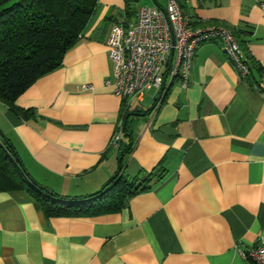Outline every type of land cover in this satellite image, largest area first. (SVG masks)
<instances>
[{
    "label": "crops",
    "instance_id": "obj_1",
    "mask_svg": "<svg viewBox=\"0 0 264 264\" xmlns=\"http://www.w3.org/2000/svg\"><path fill=\"white\" fill-rule=\"evenodd\" d=\"M177 1L192 25L234 28L250 73L242 78L218 41L202 42L186 86L174 78L160 99L153 89L130 100L121 127L123 100L104 85L106 42L112 24L130 28L136 15L125 0H97L61 65L15 100L28 117L0 102V145L12 146L39 197L78 207L95 204L82 198L120 165L137 183L156 166L164 176L115 211L78 216L46 215L27 191H1L0 264H248L264 240V0Z\"/></svg>",
    "mask_w": 264,
    "mask_h": 264
},
{
    "label": "trees",
    "instance_id": "obj_2",
    "mask_svg": "<svg viewBox=\"0 0 264 264\" xmlns=\"http://www.w3.org/2000/svg\"><path fill=\"white\" fill-rule=\"evenodd\" d=\"M125 1L126 13L135 12L136 15L139 0ZM96 3L97 0H0V102L9 110L20 118L28 117L29 109L18 107L15 100L37 78L61 65L66 52L78 41ZM231 30L235 36V29ZM250 70L249 67V73ZM122 100L121 127L129 105L126 99ZM143 174L138 183V177L129 180L120 165L115 176L103 188L82 198L97 202L78 207L66 204L64 199L52 198L53 193L39 197L42 189L25 171L12 146L9 143L0 145V192L25 190L39 201L46 215L78 216L115 211L130 195L149 188L151 183L164 176L158 166ZM247 260L248 264H257L250 257Z\"/></svg>",
    "mask_w": 264,
    "mask_h": 264
},
{
    "label": "built area",
    "instance_id": "obj_3",
    "mask_svg": "<svg viewBox=\"0 0 264 264\" xmlns=\"http://www.w3.org/2000/svg\"><path fill=\"white\" fill-rule=\"evenodd\" d=\"M264 9V3L260 4ZM216 40L239 75L249 74L243 49L231 28L221 24L192 25L183 15L177 0H167L164 8L140 5L134 24L125 28L121 23L112 24L107 38V53L112 64V78L104 85L129 103L147 90L154 89L162 95L166 81L174 78L186 86L195 48L202 42ZM90 89L91 85H83ZM157 102L152 110L155 114ZM120 130L111 137L110 145L117 147ZM257 264H264V240L247 253Z\"/></svg>",
    "mask_w": 264,
    "mask_h": 264
},
{
    "label": "rangeland",
    "instance_id": "obj_4",
    "mask_svg": "<svg viewBox=\"0 0 264 264\" xmlns=\"http://www.w3.org/2000/svg\"><path fill=\"white\" fill-rule=\"evenodd\" d=\"M140 2H142L143 0H139ZM153 89L149 90L148 92H151Z\"/></svg>",
    "mask_w": 264,
    "mask_h": 264
}]
</instances>
